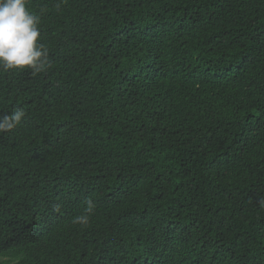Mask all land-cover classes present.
<instances>
[{
  "label": "trees",
  "instance_id": "16d2710c",
  "mask_svg": "<svg viewBox=\"0 0 264 264\" xmlns=\"http://www.w3.org/2000/svg\"><path fill=\"white\" fill-rule=\"evenodd\" d=\"M27 8L48 55L0 67V264H264V0Z\"/></svg>",
  "mask_w": 264,
  "mask_h": 264
},
{
  "label": "clouds",
  "instance_id": "9594fccd",
  "mask_svg": "<svg viewBox=\"0 0 264 264\" xmlns=\"http://www.w3.org/2000/svg\"><path fill=\"white\" fill-rule=\"evenodd\" d=\"M39 18L27 8V0H0V67L31 68L39 72L46 63L48 50L40 42ZM24 113L18 109L10 116L0 117V131L11 130ZM92 204L89 201L88 211ZM87 222V217L78 218Z\"/></svg>",
  "mask_w": 264,
  "mask_h": 264
}]
</instances>
